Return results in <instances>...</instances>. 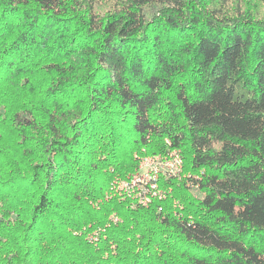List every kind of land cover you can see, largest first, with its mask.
<instances>
[{"label": "trees", "instance_id": "1", "mask_svg": "<svg viewBox=\"0 0 264 264\" xmlns=\"http://www.w3.org/2000/svg\"><path fill=\"white\" fill-rule=\"evenodd\" d=\"M0 264H264V0H0Z\"/></svg>", "mask_w": 264, "mask_h": 264}, {"label": "built area", "instance_id": "2", "mask_svg": "<svg viewBox=\"0 0 264 264\" xmlns=\"http://www.w3.org/2000/svg\"><path fill=\"white\" fill-rule=\"evenodd\" d=\"M183 160L179 150H170L163 154L146 155L140 159L136 171L127 178L115 179L112 190L117 193L129 195L139 203L147 205L152 197L164 198L165 190L160 188L159 179L162 175L179 176ZM163 206H159L162 210ZM116 220V217L114 218ZM96 239L97 231L91 233Z\"/></svg>", "mask_w": 264, "mask_h": 264}]
</instances>
